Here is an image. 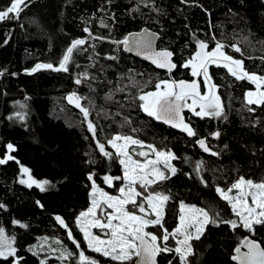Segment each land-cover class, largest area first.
Returning a JSON list of instances; mask_svg holds the SVG:
<instances>
[{
	"label": "trees",
	"instance_id": "obj_1",
	"mask_svg": "<svg viewBox=\"0 0 264 264\" xmlns=\"http://www.w3.org/2000/svg\"><path fill=\"white\" fill-rule=\"evenodd\" d=\"M10 3L11 0H0V10ZM25 3L27 7L22 6L18 19L0 22V71L6 69L0 76V159L5 157L8 144L14 148V159L0 164V204L4 206L0 208V227L9 240L14 238L12 246L16 248V256L0 258V264H15L17 259L19 264H44L46 260L45 264H53L54 259L37 250L46 239L62 242L63 249L73 253L68 264H78L80 251L98 264H118L88 250L76 224L80 213L91 205L93 181L89 175L98 187L111 194H117L122 185V180H113L111 187L104 182L106 175L122 177V166L115 155L109 159L97 147L99 141L107 151L115 153L108 140L117 134L132 136L175 155L172 165L176 174L168 173L170 179L149 189L169 196L164 218L169 232L178 224L181 202L203 208L210 215L218 214V220L239 223L231 205L221 199L216 188L226 191L240 177L264 181V105L246 102V93L256 86L247 79H235L222 66H210L223 115L201 118L185 112L186 123L196 133L191 137L147 116L137 97L141 89L154 91L160 80L191 81L190 70L180 65L195 53L197 40L208 43L210 51L216 41L221 42L226 53L242 60L250 74L264 76V0ZM102 20L108 27H101ZM145 28L160 35L159 50L174 53L177 68L173 73L157 70L113 42ZM75 39L87 42L74 50L67 72L42 69L29 74L38 63L58 67ZM232 45L241 52H235ZM77 79L81 83L77 84ZM72 94L88 110V120L75 103L66 99ZM89 121L95 126V137L88 130ZM217 132L219 137L213 135ZM201 139L210 152L197 143ZM132 147L149 151L146 147ZM153 156L150 154L148 159ZM133 158L145 159L135 154ZM197 163L201 164L199 171ZM22 166L38 182L48 181L45 191L19 182ZM128 207L131 210V205ZM57 216L67 228L56 221ZM69 230L80 243L79 249L68 239ZM148 231L158 237L163 232L152 226ZM248 237L264 248V225H254V232H249L243 227L233 230L226 223L208 224L200 240L191 241L193 255L188 258L189 264H235L234 250ZM169 244L176 247L172 239ZM158 261L180 264L173 252L161 253Z\"/></svg>",
	"mask_w": 264,
	"mask_h": 264
},
{
	"label": "snow or ice",
	"instance_id": "obj_2",
	"mask_svg": "<svg viewBox=\"0 0 264 264\" xmlns=\"http://www.w3.org/2000/svg\"><path fill=\"white\" fill-rule=\"evenodd\" d=\"M27 7L25 0H11L10 6L0 10V22L11 19H18L20 12L23 10L21 6ZM138 9H133L136 11ZM101 27H108L104 21H101ZM84 31L92 36L88 28ZM155 34H133L131 37H125L122 41H113L116 44H122L126 51L137 50V54H145V58L151 60L157 68L166 69L171 74L177 68V64L173 62V52L169 50H152L150 37ZM139 37V38H138ZM93 39H102L101 37H92ZM215 40V37H213ZM86 39H75L72 41L59 61V66L51 63H38L29 72L35 73L39 70L46 69L56 72L68 71V64L72 60L74 50H78L86 44ZM7 43V40H5ZM197 50L195 53L180 66L190 69L192 77H201L204 88L201 92V84L197 79L190 82L185 80H160L155 84V90L143 92L137 97L140 101L139 107L157 121H162L173 128H179L188 136H195V131L185 122L182 115L184 109L190 111L193 115L204 117H221L223 115V106L220 96L217 94V85L212 82L209 73V67L216 65L227 69L228 73L237 80H249L256 85V91L246 93L247 105H264V76L250 74L243 65V61L234 59L223 50L225 45L216 41L215 47L208 51V43L196 41ZM235 52H241V49L235 45L231 46ZM115 59V57H109ZM0 71V76L4 72ZM81 83L80 79L75 81ZM69 103H75V106L83 113L84 119L88 120L89 112L79 104V97L72 94L67 97ZM190 101V102H189ZM197 109H199L197 111ZM254 109L249 108V111ZM19 116V113H17ZM23 118V117H21ZM130 123V121H126ZM88 130L95 137V126L89 121ZM133 131H136L133 129ZM215 137H219V133H213ZM197 143L205 152L211 150L206 146L203 139ZM108 145L115 149V153L107 151L105 145L97 141L99 152L109 159L115 155L119 159V163L123 165L124 174L122 177L104 176V182L109 186H113V180H123L124 184L119 188V195H109L97 187L93 176L89 175L88 179L92 183V200L91 206L77 217L76 224L81 233H83L84 241L87 247L99 253L103 257L110 258L118 264H132L135 258V264H157V256L161 253H171L179 257L180 264H189V257L193 255V245L191 241L200 240L205 228L208 224L219 226V223H226L235 230L243 227L249 232H254V225H264V181L254 182L251 179L240 177L226 191L217 187L216 192L219 193L221 199L227 201L231 205L233 214L238 217L237 220H218V214L210 215L209 211L195 206L185 205L183 202L179 205L178 224L171 232L164 227V218L166 214V205L169 196L159 192H151L149 189L170 179L171 175H175L177 169L170 163L176 159L171 151L158 150L154 145H145L142 141L128 135H115L108 140ZM145 147L149 151H137ZM8 152L11 153L14 148L12 144L7 145ZM131 149V151H130ZM133 154L144 157L141 162L133 159ZM154 155L155 159H148L149 155ZM212 155L217 153L212 152ZM10 154L5 159H0V164L12 160ZM162 165V167H160ZM197 171L201 168V164L197 163ZM21 173L28 174L29 169L21 167ZM23 179L20 183H28V186L36 185L41 191H45V185L48 181L38 182ZM137 186H139L138 190ZM236 190L235 195L230 193ZM145 193H147L145 195ZM97 194L99 198H97ZM137 198H142L138 201ZM250 199V203H249ZM131 205V210L129 209ZM4 207L0 204V208ZM111 209V211H107ZM99 210V215L97 214ZM56 221L67 228L65 221L60 217H56ZM18 223V222H15ZM23 226V225H22ZM159 227L163 230L161 236L146 231L149 227ZM99 229L107 238H101L100 235L93 233L92 229ZM68 239L80 248V243L74 238L71 230L67 233ZM182 237V238H180ZM175 240L176 247H168L169 239ZM14 238L9 240L5 236V230L0 227V258L8 259L16 256V248L12 246ZM57 243H60L57 241ZM242 247L247 248L246 252H241V247L235 249L236 255L232 259L237 264H264V248L259 243L245 239L241 243ZM73 253H62L61 259L71 257ZM19 264V259L15 261ZM43 264V262H41ZM78 264H98V261L91 259L85 255L84 251L79 252ZM171 264V262H169Z\"/></svg>",
	"mask_w": 264,
	"mask_h": 264
},
{
	"label": "rangeland",
	"instance_id": "obj_3",
	"mask_svg": "<svg viewBox=\"0 0 264 264\" xmlns=\"http://www.w3.org/2000/svg\"><path fill=\"white\" fill-rule=\"evenodd\" d=\"M26 1V0H25ZM23 6V5H22ZM21 6V7H22ZM208 50V49H207ZM224 51H225V49H223ZM208 51H210V50H208ZM225 53H226V51H225ZM227 54V53H226ZM212 66V65H211ZM216 66V65H215ZM190 70V69H189ZM193 79H197L199 82H200V84H201V92L203 93L206 89L204 88V85H203V80H202V78L201 77H196V78H192V80ZM186 81V80H185ZM190 82V81H189ZM255 85V84H254ZM256 86V85H255ZM262 90H264V86H262ZM217 91V90H216ZM254 91H256V88H255V90ZM253 91V92H254ZM217 94H218V92H217ZM219 95V94H218ZM190 102V101H189ZM199 109H197V111H198ZM190 114H192L190 111H188ZM146 114V113H145ZM193 115V114H192ZM186 122V121H185ZM115 150V149H114ZM12 153V152H11ZM11 153H9L8 152V149H7V153L5 154V157L4 158H2V159H5L6 157H7V155H11ZM133 159H135V158H133ZM149 159H155V156H153V157H151V158H149ZM13 160V159H12ZM8 161H10V160H8ZM141 162H143V161H141ZM170 163L172 164L173 163V160H171L170 161ZM122 166V174H124V170H123V165H121ZM173 166V165H172ZM160 167H162V165H160ZM26 168V167H25ZM21 169V168H20ZM28 169V168H27ZM29 176L31 177V179L32 180H35V181H37L36 179H34L33 178V176L31 175V172H30V170H29V173L28 174H23V173H21V171H20V177H19V182H20V180L21 179H23V180H25V181H28V182H30L29 181ZM22 184V183H21ZM123 184H124V181L122 180V185H121V187L123 186ZM24 186H27V187H29L28 186V183H24L23 184ZM32 186H36V185H32ZM31 186V187H32ZM98 187V186H97ZM99 189H101L102 191H104V192H107L109 195H113V196H116V195H119V191H118V193L117 194H111L110 192H108L107 190H104V189H102V188H100V187H98ZM137 188H138V190H140L139 189V186H137ZM147 193H145V195H146ZM219 194V193H218ZM236 194V190H233V192L232 193H230V195H235ZM97 198H99V196H98V194H97ZM251 201H250V199H249V203H250ZM185 205H188V206H193V205H189V204H186V203H184ZM91 206V205H90ZM107 211H111V209H107ZM98 215H99V210H98V213H97ZM149 227H151V226H149ZM148 227V228H149ZM148 228L146 229V231H148ZM92 231H93V233H95V234H98V235H100L101 236V238H107V237H105L104 236V233L103 232H101L99 229H92ZM149 232V231H148ZM180 238H182V237H180ZM170 240H171V238L169 239V241H168V247H170V248H175V247H172L170 244H169V242H170ZM172 241H173V243H175V240H173L172 239ZM56 243L57 242H55V241H51V240H49V239H46V240H43L41 243H40V245H39V247L37 248V250L38 251H40V252H42V253H45V254H47V258H52V259H54V263L53 264H68V261L67 260H69V257L68 258H66V259H61V255H62V253H66V251L63 249V247L62 246H64L63 244H62V242H60V243H58V246L56 245ZM87 244V243H86ZM176 244V243H175ZM87 249L88 250H90L88 247H87ZM174 254H175V252H173ZM99 254V253H98ZM163 254H168V253H163ZM105 258H107V257H105ZM108 259H110V258H108ZM111 260V259H110ZM134 260H135V258H134ZM134 260H133V262H134ZM47 262V260L46 261H44V264ZM118 263V262H116V261H112V263Z\"/></svg>",
	"mask_w": 264,
	"mask_h": 264
},
{
	"label": "water",
	"instance_id": "obj_4",
	"mask_svg": "<svg viewBox=\"0 0 264 264\" xmlns=\"http://www.w3.org/2000/svg\"><path fill=\"white\" fill-rule=\"evenodd\" d=\"M148 33L155 34L154 36L150 37V39H151V43H152V50H154V51H160V50L157 48V43H158V40H159L160 35H159L158 33L154 32V31L150 30V29L145 28V29H143V30H141V31H138V32H132V33L128 34L126 37H131L133 34H148ZM138 38H139V37H138ZM121 45H122V44H121ZM122 48H123V50H124L125 52H127V53H129V54H131V55H133V56H135V57H137V58H139V59H141V60L147 62L148 64H150L151 66H153V67L156 68L157 70L167 72L166 69L157 68L156 65L153 64V63L151 62V60L146 59V58H145V54H139V55H138V54H137V50H135V49L132 50V51H126V50L124 49V46H123V45H122ZM172 60H173V62H174V55H173V57H172ZM174 63H175V62H174ZM175 70H176V69H174L173 72H174ZM173 72H172V73H173ZM67 97H68V96H67ZM67 97H66V99H67ZM67 100H68V99H67ZM79 103L82 104V101L80 100ZM187 111H188L187 109H184V111H183V113H182V115L184 116L185 121H186L185 112H187ZM156 121H157V120H156ZM157 122L162 123V124H164V125H168V124L163 123L162 121H157ZM168 126H170V125H168ZM55 219H56V218H55ZM246 239H250V240H253V241L259 243L258 241L254 240V239H252V238H250V237H248V238H246ZM259 244H260V243H259ZM260 246L262 247L261 244H260ZM237 247H241V252H246V251H247V248L242 247L241 244H240L239 246H237ZM237 247H236V248H237ZM262 248H263V247H262ZM234 255H236L235 250H234ZM234 255H233V256H234ZM159 256H160V255H159ZM159 256H157V264H159V261H158V260H159ZM232 260H233V259H232ZM233 262H234L235 264H237L236 261L233 260ZM133 264H135V260H134Z\"/></svg>",
	"mask_w": 264,
	"mask_h": 264
}]
</instances>
